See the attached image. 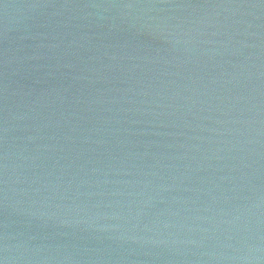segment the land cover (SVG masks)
<instances>
[{
    "label": "water",
    "instance_id": "water-1",
    "mask_svg": "<svg viewBox=\"0 0 264 264\" xmlns=\"http://www.w3.org/2000/svg\"><path fill=\"white\" fill-rule=\"evenodd\" d=\"M0 264H264V0H0Z\"/></svg>",
    "mask_w": 264,
    "mask_h": 264
}]
</instances>
